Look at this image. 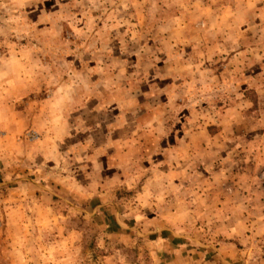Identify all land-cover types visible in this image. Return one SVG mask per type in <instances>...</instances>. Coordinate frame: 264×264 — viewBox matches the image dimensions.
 I'll list each match as a JSON object with an SVG mask.
<instances>
[{
    "label": "rangeland",
    "instance_id": "374dc122",
    "mask_svg": "<svg viewBox=\"0 0 264 264\" xmlns=\"http://www.w3.org/2000/svg\"><path fill=\"white\" fill-rule=\"evenodd\" d=\"M0 223V264H264V0H0Z\"/></svg>",
    "mask_w": 264,
    "mask_h": 264
},
{
    "label": "crops",
    "instance_id": "0c3cea01",
    "mask_svg": "<svg viewBox=\"0 0 264 264\" xmlns=\"http://www.w3.org/2000/svg\"><path fill=\"white\" fill-rule=\"evenodd\" d=\"M153 136H155V135H153ZM187 166H188V170H189V163H187ZM162 172H164V173H162ZM147 173H148V176L145 178V180L143 182L142 190L139 193V195H140L139 199L146 200L147 202L148 201L152 202L153 199H156V200H158V203H156L155 206L156 205L158 206L159 202H160L159 198H161L162 196H165V193H168L169 195H171V192H172L171 186L177 185L174 183H175V180L179 177V168H176L175 166H173L170 172H165V171H161V170L159 171L158 169L154 170L153 168L149 167V168L145 169V173H143V174L146 175ZM99 198H101V197H99ZM162 199H164V198H162ZM98 207H100V206H98ZM158 208L155 209V211L150 210V212H148L149 214L155 215L156 221H159L162 218V216H161L162 214H159ZM172 215H173L172 217L175 216L174 214H172Z\"/></svg>",
    "mask_w": 264,
    "mask_h": 264
},
{
    "label": "built area",
    "instance_id": "2783aa9c",
    "mask_svg": "<svg viewBox=\"0 0 264 264\" xmlns=\"http://www.w3.org/2000/svg\"><path fill=\"white\" fill-rule=\"evenodd\" d=\"M0 226H1V223H0Z\"/></svg>",
    "mask_w": 264,
    "mask_h": 264
}]
</instances>
